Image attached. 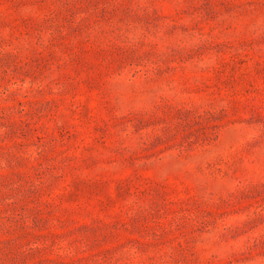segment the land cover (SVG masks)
<instances>
[{
  "label": "rangeland",
  "instance_id": "rangeland-1",
  "mask_svg": "<svg viewBox=\"0 0 264 264\" xmlns=\"http://www.w3.org/2000/svg\"><path fill=\"white\" fill-rule=\"evenodd\" d=\"M0 264H264V0H0Z\"/></svg>",
  "mask_w": 264,
  "mask_h": 264
}]
</instances>
